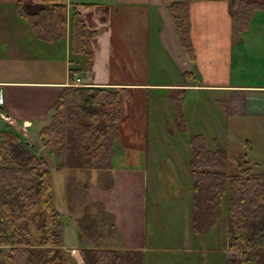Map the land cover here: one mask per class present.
I'll use <instances>...</instances> for the list:
<instances>
[{"label": "crops", "instance_id": "crops-1", "mask_svg": "<svg viewBox=\"0 0 264 264\" xmlns=\"http://www.w3.org/2000/svg\"><path fill=\"white\" fill-rule=\"evenodd\" d=\"M177 1L182 0H79L75 4L66 0V33L60 37L59 21L53 22V32L48 34L44 23L36 30L26 18V14L41 13L43 5L33 0H0V104L5 108V112H0L15 120L19 128L36 136L50 123L62 90L71 86L114 89L123 96L111 169L71 167L66 152H47L36 144L33 147L38 157H47L52 193L53 172L90 174L96 180L110 173V187L100 188L96 180L90 186L85 210L90 206V211L98 213L94 218L97 223L100 216L111 217L114 228L122 235L120 239L112 240L99 229L104 241H111V247L118 251H141L148 258L162 253V249H149L151 240L148 248L142 199L145 180L142 183L138 177L146 178L149 174L143 161L153 143L149 129L159 125L154 116L165 120L166 133L170 134L174 128L169 114L174 111L176 115L181 97L188 92L228 95V117H260L257 114L260 104L252 106L257 101L264 102V10H257L248 29L241 33L227 0L192 1L189 10L195 53L192 61L179 41L170 12V5ZM74 13L92 33L88 68L87 56L72 51ZM51 36L55 38H47ZM72 70H75L73 77ZM162 73L169 80H161ZM165 102L169 104L167 110L162 107ZM185 112L184 108L183 115L181 109L182 118ZM138 152H143L142 161ZM79 236L78 233L79 242L66 249L80 255Z\"/></svg>", "mask_w": 264, "mask_h": 264}, {"label": "trees", "instance_id": "trees-1", "mask_svg": "<svg viewBox=\"0 0 264 264\" xmlns=\"http://www.w3.org/2000/svg\"><path fill=\"white\" fill-rule=\"evenodd\" d=\"M33 1L43 5L41 13L25 15L34 24V29L44 23V29L49 34L53 32L56 20L62 30L60 37H64L66 0ZM192 1L195 0L173 2L170 12L179 41L194 61L189 22ZM227 1L241 33L248 29L254 12L264 10V1ZM91 36L81 17L74 13L72 51L76 55L87 56L86 68L92 58ZM2 104L0 111L5 112ZM122 105L123 96L114 89L65 88L58 98L50 123L36 136L47 152H66L71 167L111 169ZM29 142L8 123L0 126V264H78L64 245L62 221L52 198L48 165L35 154V148ZM190 144L193 156L189 165L195 194L193 232H211L221 218L224 197L227 196L229 250L241 254V264H264V173L241 168L239 174L229 175L220 169L219 162L226 158V152L219 141H214L211 150L207 149L203 135L196 136ZM91 208L94 210L95 206ZM38 219L42 235L36 241L31 225ZM77 228L83 244L80 252L84 264H146L148 257L141 251H118L104 247V237L99 233L93 216L83 214L77 220Z\"/></svg>", "mask_w": 264, "mask_h": 264}, {"label": "rangeland", "instance_id": "rangeland-1", "mask_svg": "<svg viewBox=\"0 0 264 264\" xmlns=\"http://www.w3.org/2000/svg\"><path fill=\"white\" fill-rule=\"evenodd\" d=\"M257 64L260 65L259 61ZM262 66H264L263 63ZM161 77H159L161 80H169L166 73H162ZM181 98V108L179 107L174 115L171 107L172 114H169L168 117L174 128L173 133L167 134L165 120H162L159 115L154 116V120H158L159 125L155 128V124L153 128L149 129V139H152L153 143H150L147 156L145 155L146 158L144 157L143 161L149 174L146 178L138 176L142 183L145 180L142 199L147 219L148 248L151 240L152 248L149 249L153 251L162 249V253H164L150 255L151 258H148L146 264H227L228 262L241 264V254L229 250L230 224L227 196L224 197L221 218L211 232L207 234L193 232L195 194L194 178L189 165L193 156V148L190 143L196 136L204 135L207 140V149L211 150L214 148L213 139L218 138L226 152V158L219 162L221 170L229 175L239 174L241 168H250L254 173H264V109L261 110L264 102L258 103L257 101L252 106L254 108L260 104L261 112L257 113L261 115L260 117L254 115L252 117H228L226 112L228 95L224 93L188 92ZM155 105L153 102V107ZM162 107L167 110L169 104L165 102ZM184 108L186 112L185 117L182 118L180 114L182 109L184 115ZM4 122L0 119V126ZM15 130L25 140L30 141L31 145L36 144L41 148L42 145L37 136L34 134L31 136L26 130L19 127ZM140 146L143 147L144 144L142 143ZM43 152L44 150L41 151V155ZM138 155L139 161H142L143 152H138ZM43 159L45 160L47 157ZM145 168L144 170H146ZM53 174L52 198L54 197V204L60 212L64 245L69 248L68 245L72 247L76 242H79L77 220L83 214H89L93 218L98 215V213L89 210L90 206L85 210L86 195L90 186L95 185L96 177L90 174L57 175L55 172ZM106 174L96 180L97 185L100 188L104 187L103 189L112 184L110 173ZM136 198H138V193ZM155 211L159 213H156V216ZM97 220L99 221L98 229L103 230L104 236L111 237L112 240L120 239L122 235L114 228L115 225L110 216H100ZM39 225L40 219L31 225V231L36 241L42 235ZM104 243L105 246L114 249L111 247V241ZM82 245L80 242L79 251ZM68 251L76 262L79 261L80 264H83L81 253L79 255L75 250ZM172 251L180 254L167 253Z\"/></svg>", "mask_w": 264, "mask_h": 264}, {"label": "built area", "instance_id": "built-area-1", "mask_svg": "<svg viewBox=\"0 0 264 264\" xmlns=\"http://www.w3.org/2000/svg\"><path fill=\"white\" fill-rule=\"evenodd\" d=\"M74 2H78V0H74ZM0 101H1V98H0ZM0 118L5 121L6 123H8L9 125L15 127V128H18L15 120H13L11 117L9 116H6L5 114H2L0 113Z\"/></svg>", "mask_w": 264, "mask_h": 264}, {"label": "bare ground", "instance_id": "bare-ground-1", "mask_svg": "<svg viewBox=\"0 0 264 264\" xmlns=\"http://www.w3.org/2000/svg\"><path fill=\"white\" fill-rule=\"evenodd\" d=\"M70 2H72V4H75V3H77V2H74V0H69ZM79 1V0H78ZM4 114V113H3ZM6 116H8L7 114H5ZM10 117V116H9ZM26 137H28V136H26Z\"/></svg>", "mask_w": 264, "mask_h": 264}]
</instances>
